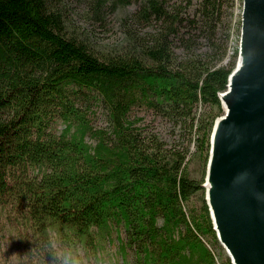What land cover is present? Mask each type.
Listing matches in <instances>:
<instances>
[{
    "label": "trees",
    "instance_id": "obj_1",
    "mask_svg": "<svg viewBox=\"0 0 264 264\" xmlns=\"http://www.w3.org/2000/svg\"><path fill=\"white\" fill-rule=\"evenodd\" d=\"M83 1L100 20L136 3L118 42L75 31L57 0H0V218L16 264H98L113 235L116 264H219L202 182L235 0ZM148 111L192 135L199 178Z\"/></svg>",
    "mask_w": 264,
    "mask_h": 264
},
{
    "label": "water",
    "instance_id": "obj_2",
    "mask_svg": "<svg viewBox=\"0 0 264 264\" xmlns=\"http://www.w3.org/2000/svg\"><path fill=\"white\" fill-rule=\"evenodd\" d=\"M218 97L203 183L231 264H264V0H242L235 65Z\"/></svg>",
    "mask_w": 264,
    "mask_h": 264
},
{
    "label": "rangeland",
    "instance_id": "obj_3",
    "mask_svg": "<svg viewBox=\"0 0 264 264\" xmlns=\"http://www.w3.org/2000/svg\"><path fill=\"white\" fill-rule=\"evenodd\" d=\"M57 3L66 16L70 26L75 31H80L81 33L87 35L95 44L118 42L121 39L123 29L120 24L121 18L133 11L136 7V3H129L124 7L117 8L116 10H110V8L106 7L102 11V18L100 20L93 14V12L88 8L86 2L83 0H57ZM241 5L242 0H235L232 14L230 16L228 51L224 61L232 59L236 60L237 57V53L234 54V50L237 51L240 34ZM201 42L202 44L204 43L203 38L201 39ZM93 110L94 113L92 116L90 115L91 123L96 126L105 125V116L102 114V109L94 105ZM144 116L145 122L151 123L154 129L158 131L160 136L165 141L170 142L174 140V142L180 146H188L190 174L193 177L199 178L201 176L202 165H199V156L198 153L195 152V142L187 129L180 128L179 126L174 128L171 121L167 118L156 116V114L151 111L146 112ZM54 126L55 129H60L62 124L56 122ZM204 179L205 171L202 185L204 183ZM18 238L19 236L16 234V230L11 227L9 221L1 217L0 264H16V243L18 242ZM208 242L209 246L215 253L214 255L216 256V260L219 264L224 262L226 258L229 259L227 252L219 241L218 243H212L209 239ZM116 244L117 241L113 235L112 238L95 253L96 257H90L91 262L98 264H116Z\"/></svg>",
    "mask_w": 264,
    "mask_h": 264
},
{
    "label": "clouds",
    "instance_id": "obj_4",
    "mask_svg": "<svg viewBox=\"0 0 264 264\" xmlns=\"http://www.w3.org/2000/svg\"><path fill=\"white\" fill-rule=\"evenodd\" d=\"M65 264H69V261L66 260V261H65Z\"/></svg>",
    "mask_w": 264,
    "mask_h": 264
},
{
    "label": "bare ground",
    "instance_id": "obj_5",
    "mask_svg": "<svg viewBox=\"0 0 264 264\" xmlns=\"http://www.w3.org/2000/svg\"><path fill=\"white\" fill-rule=\"evenodd\" d=\"M3 218V217H2Z\"/></svg>",
    "mask_w": 264,
    "mask_h": 264
}]
</instances>
